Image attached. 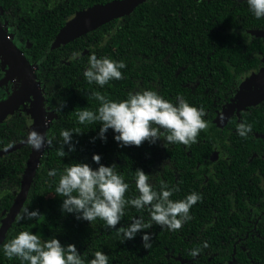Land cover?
<instances>
[{
  "label": "trees",
  "instance_id": "trees-1",
  "mask_svg": "<svg viewBox=\"0 0 264 264\" xmlns=\"http://www.w3.org/2000/svg\"><path fill=\"white\" fill-rule=\"evenodd\" d=\"M110 1L113 0H91L88 5ZM262 19L254 17L246 0H146L131 14L67 44L70 49L67 51L80 55L59 66L51 63L54 57L58 60L59 50H48L58 29L49 34L45 30L40 32L49 40L38 35L34 49L29 52L30 61H37L47 85L53 88L47 98L42 95L44 103L53 109H60L61 104L63 107L55 113L57 119L48 124L47 139L51 138L52 144L44 149L23 206L38 210L41 215L33 220L18 221L16 217L0 245V264H28L17 257L9 259L3 252V244L21 231L32 232L42 241L54 237L64 246L74 244L85 264L94 258L96 251L108 256V264H230L233 261L235 264H264V217L257 225L254 223L255 214L264 209V194L260 193V184L264 181V112L258 105L246 107L217 128L212 125L216 116L212 104L218 93L205 92V81L194 88L187 87L185 92L180 85L184 64L188 80V76L194 75L193 62H257L259 45L256 40L249 41L248 33L240 29L250 28L248 21ZM93 53L97 58L125 62L126 67L120 69L124 78L110 80L103 87L89 84L83 73ZM143 90L155 91L174 104L177 97H183L191 106L202 107L208 127L199 133L197 142L190 148L182 144L166 148L163 140L155 144L145 141L139 147L120 146L112 129L105 133V141L98 135L99 122L80 124L78 121L79 111L86 108L96 112L99 108L100 102L92 96L93 92H100L112 101H122L128 98L129 92ZM241 122L252 126L246 138L237 132ZM12 128L17 136L12 134L5 145L20 139L19 134L26 132L24 125ZM62 130L81 132L72 134L75 151L64 157L58 154L63 145ZM216 146L232 155L228 165L222 157L219 162L214 160ZM63 150L69 152L67 144ZM29 152L18 151L0 158V225L2 211L17 197ZM93 154H99L100 163L105 166L116 164L117 173L129 185L125 199L139 195L135 184L137 169L149 175V183L156 191L161 181L170 188L178 187L179 191L170 197L173 201L198 193L201 199L191 207V219L177 231L152 223L151 228L137 233L134 239L122 242L123 236L117 234V229L106 228L102 220L91 224L78 220L75 213H63L64 198L55 194L60 175L75 163L98 168ZM53 169L56 176H49ZM13 190L16 191L13 193ZM257 202L260 204L255 205ZM140 216L146 223L150 222L147 209L138 212L133 206L125 205L124 216L116 228L127 227L133 218ZM255 226L257 232L251 231ZM144 232L151 236L149 249L142 244ZM247 233L250 235L244 247L237 245L233 254V241ZM205 242L207 248L203 247ZM197 247L200 253L190 256L189 252Z\"/></svg>",
  "mask_w": 264,
  "mask_h": 264
},
{
  "label": "clouds",
  "instance_id": "clouds-1",
  "mask_svg": "<svg viewBox=\"0 0 264 264\" xmlns=\"http://www.w3.org/2000/svg\"><path fill=\"white\" fill-rule=\"evenodd\" d=\"M249 11L256 19L264 18V0H246ZM80 54L73 53L70 59ZM126 67L123 61H113L108 57L97 58L93 53L88 58V67L83 76L89 84L95 83L101 87L110 80L123 79L120 69ZM92 96L100 102L96 112L86 108L77 113L80 124L86 122L101 124L99 137L106 141L107 131L112 129L114 139L120 146H141L145 141L155 144L163 140L164 147L182 144L186 148L197 142V137L208 125L203 119L204 109L191 106L183 97H177L176 103L164 99L152 90L129 92L128 98L122 101H112L100 92H93ZM63 107L61 104L60 111ZM252 131V126L246 122L237 125V132L246 138ZM80 134L69 130H62V149L59 155L64 157L75 151L72 144V134ZM33 149L39 151L45 143L52 144V139L46 138L35 130L28 133L26 141ZM67 144L69 152L63 150ZM93 161L99 165L93 169L87 163H75L66 167L60 175L55 194L63 197L61 211L75 213L76 218L89 221L91 224L97 219L102 220L108 229H117V234L123 236V241L134 239L137 233L151 228L152 223L166 227L170 231L179 230L185 222L191 219L190 209L201 196L191 193L183 200L173 201L170 197L178 192V187H169L161 181L159 191L153 189L149 183V175L142 169L135 171V184L139 193L131 199H125L129 185L117 173L116 164L105 166L100 163L101 156L93 154ZM56 170L48 175L56 176ZM125 205L133 206L138 212L145 209L150 213V222L146 223L143 216L133 218L127 227L116 228L124 216ZM41 214L38 210L21 209L17 220H33ZM142 244L146 249L151 248V236L144 232ZM204 248L208 247L205 242ZM199 247L192 249L189 255L196 257L200 253ZM4 255L12 259L17 257L28 264H85L74 244L64 246L56 238L42 241L40 236L29 231H21L10 241L3 244ZM88 264H108V256L96 251L94 258Z\"/></svg>",
  "mask_w": 264,
  "mask_h": 264
},
{
  "label": "flooded vegetation",
  "instance_id": "flooded-vegetation-1",
  "mask_svg": "<svg viewBox=\"0 0 264 264\" xmlns=\"http://www.w3.org/2000/svg\"><path fill=\"white\" fill-rule=\"evenodd\" d=\"M90 1L91 0H4L5 3H2L0 1V22L2 27L6 30L8 37L12 40L14 45L24 55H26V58L29 61L31 57L29 52L34 49L36 45L35 39H37L38 35L41 34L40 32L45 30L46 34H49L53 32L55 29H58L48 48V50L51 51L56 49L59 50L57 53L58 60H56L54 57L51 63H54L57 66H59L61 63L68 64L72 62L74 59H70L73 54L67 51L70 49L67 48L66 45L69 44L70 42H72L73 44L74 41L78 40L82 36H85L89 32L66 44H62L61 46L56 48H52V43L55 40L61 28L78 11L87 9L95 4H104V3H94L92 5H88ZM38 17L39 19H37ZM248 23H250L251 27L245 30L240 29V31L247 32L249 41L256 40L257 44L259 45L258 46L259 48L256 50L257 51L256 55L258 57L257 62H198L199 64H197V62H193L192 69H194L193 71L194 75L188 76L189 77L188 80L186 78L187 65L186 64L183 65V68L185 70L184 76L183 78L180 79V85L181 88L183 89V92L186 91L187 87L194 88L195 86L205 81V85H206L205 92H207L209 95L210 93H216V92L218 93L212 104L213 106H215V109L213 111L216 112V116L215 119L212 121V125L214 124V126H216L217 128H220L221 126L216 125L214 121L217 119L218 115L224 109V107L228 103H231L234 100L235 102H237L238 100L236 99V96L239 95L242 91H244L245 87L248 88L249 91H252V93H255L256 90L259 89L257 87V83L259 82V80L261 79V81H264V18L260 22L248 21ZM42 35L44 34H41V36ZM44 37L46 38V40H49L48 36L44 35ZM78 57L79 56H77L76 58ZM35 62L37 61H33V62L30 61L29 63L31 65L32 70L34 71L36 80L38 82V87L42 95L45 94V97L47 98L50 95V91L52 92L53 88L47 85L44 76L40 72L39 64ZM9 72H10L9 64L5 61L3 56L0 55V103L6 102L21 87L20 77L15 76L12 78H8L7 76ZM193 77L194 79H192ZM191 79H192V83H191ZM42 100L44 104V115L46 119V126L48 133V129H49L48 124L50 125L52 121H55L57 119V117H55L57 108L54 107L53 109V106L51 107L46 103H44V98H42ZM257 105L261 107L262 111L264 112L263 99L260 100L257 104L248 105L246 107H254ZM33 107H34V97L33 95H30V97L26 101L18 105L13 110V112L7 114V116H5V118L2 121H0V133H4V135L0 134V143L3 144V147L0 146V151L9 148L11 146H14L24 141L27 138V135L31 131L32 125L34 124V120H35L34 119L35 111ZM241 110L242 109L234 111L229 116V118L234 115L238 116ZM23 125L26 131L25 134H19V136L21 137L20 139L15 140L11 144L5 145V142H9L8 139L12 137V134L13 137L17 136V134L14 133L15 131L12 127L23 126ZM256 132H255V138H257L256 136H258V133ZM47 133H46V138H47ZM259 141L261 142L262 139L259 138ZM46 146L47 143L45 145V149ZM215 149L217 150L213 154L214 160H217L216 162H219L218 161L219 158L222 157L225 161V164L228 165L229 161L232 158V155L227 154V152L224 151L223 147L216 146ZM27 150L30 151L29 152V156H30L32 147L26 143L25 145L16 149L15 151L0 156V158H4L14 152H18V151L26 152ZM18 155L20 156V154ZM262 156L264 157V154H262ZM260 185H261L260 193L263 192L264 194V181L261 182ZM20 188L17 189V194L20 191ZM15 191L16 190H13L12 192L14 193ZM235 193L237 194V192ZM262 199L264 200V198ZM1 200L2 197L0 195V202ZM259 204L260 203L257 202L255 205H259ZM9 208L8 209L5 208L2 211L1 215L3 216V219L6 216L7 212L9 211ZM253 210L254 207L251 208V211ZM263 217H264V209L259 211L257 214H255V218H256L254 220L255 225H257L258 220ZM256 228L257 226H255L251 231H256ZM249 235L250 233L237 236L238 238L234 240L232 243L233 254L237 250V245L244 247V243H245L244 241L249 238ZM251 235L252 237L255 236L253 232L251 233ZM230 264H235V262L233 261Z\"/></svg>",
  "mask_w": 264,
  "mask_h": 264
},
{
  "label": "water",
  "instance_id": "water-1",
  "mask_svg": "<svg viewBox=\"0 0 264 264\" xmlns=\"http://www.w3.org/2000/svg\"><path fill=\"white\" fill-rule=\"evenodd\" d=\"M146 0H113L104 4H95L87 9L78 11L66 24L61 28L55 40L52 43V48L66 44L92 30L101 27L111 20L124 17L131 14L138 5L144 3ZM259 35V34H258ZM0 55L10 66L8 78L19 76L21 80L20 89L11 96L6 102L0 103V121H2L7 114L24 101L30 95L34 97V124L32 130L37 131L46 138L47 126L44 115V104L42 100V93L38 87V82L34 71L31 68L30 61L26 56L14 45L12 40L8 37L6 30L2 27L0 22ZM264 99V86L260 91ZM256 96V95H255ZM254 97V96H253ZM47 139V138H46ZM26 139L14 146L0 151V156L6 153L15 151L26 144ZM45 145L39 150L32 148L24 178L21 184L20 191L6 216L0 225V245L4 242L8 230L14 223L17 215L20 213L24 203L29 194L33 179L36 175L41 157L43 155Z\"/></svg>",
  "mask_w": 264,
  "mask_h": 264
},
{
  "label": "rangeland",
  "instance_id": "rangeland-1",
  "mask_svg": "<svg viewBox=\"0 0 264 264\" xmlns=\"http://www.w3.org/2000/svg\"><path fill=\"white\" fill-rule=\"evenodd\" d=\"M264 86V81L259 80L257 83V87L260 89H257L255 93H252V91H249L248 88L245 86V90L242 91L239 95L236 96L237 102L232 101L231 103H228L224 109L220 112L217 119L214 121V123L218 126L224 125L228 119L229 116L236 110H240L245 108L248 105H254L257 104L261 98L263 97L260 93L262 90V87ZM242 89V88H241ZM256 95V96H255ZM254 96V97H253ZM264 100V99H263ZM50 117V115H49Z\"/></svg>",
  "mask_w": 264,
  "mask_h": 264
}]
</instances>
